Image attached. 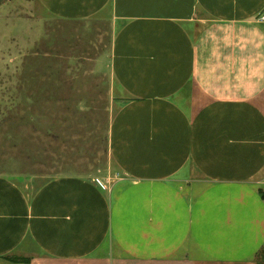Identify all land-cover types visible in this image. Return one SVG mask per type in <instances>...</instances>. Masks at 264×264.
<instances>
[{
  "label": "crops",
  "instance_id": "0c3cea01",
  "mask_svg": "<svg viewBox=\"0 0 264 264\" xmlns=\"http://www.w3.org/2000/svg\"><path fill=\"white\" fill-rule=\"evenodd\" d=\"M38 1L110 25L123 178L0 176V264H264V0Z\"/></svg>",
  "mask_w": 264,
  "mask_h": 264
},
{
  "label": "rangeland",
  "instance_id": "374dc122",
  "mask_svg": "<svg viewBox=\"0 0 264 264\" xmlns=\"http://www.w3.org/2000/svg\"><path fill=\"white\" fill-rule=\"evenodd\" d=\"M111 39L105 21L65 22L38 0H0V176L29 192L64 176L104 189L123 178L108 148Z\"/></svg>",
  "mask_w": 264,
  "mask_h": 264
},
{
  "label": "built area",
  "instance_id": "2783aa9c",
  "mask_svg": "<svg viewBox=\"0 0 264 264\" xmlns=\"http://www.w3.org/2000/svg\"><path fill=\"white\" fill-rule=\"evenodd\" d=\"M258 20L260 23H264V11L260 14Z\"/></svg>",
  "mask_w": 264,
  "mask_h": 264
},
{
  "label": "trees",
  "instance_id": "16d2710c",
  "mask_svg": "<svg viewBox=\"0 0 264 264\" xmlns=\"http://www.w3.org/2000/svg\"><path fill=\"white\" fill-rule=\"evenodd\" d=\"M263 259H264V257H263ZM12 260H14V261H23V262H26V260H22V259H19V258H16V257H14Z\"/></svg>",
  "mask_w": 264,
  "mask_h": 264
}]
</instances>
